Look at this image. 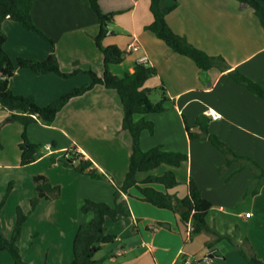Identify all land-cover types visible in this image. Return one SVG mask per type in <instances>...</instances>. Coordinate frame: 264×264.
Returning a JSON list of instances; mask_svg holds the SVG:
<instances>
[{"label":"crops","instance_id":"obj_1","mask_svg":"<svg viewBox=\"0 0 264 264\" xmlns=\"http://www.w3.org/2000/svg\"><path fill=\"white\" fill-rule=\"evenodd\" d=\"M173 3L175 8L166 16L169 27L192 46L210 56L222 57L223 71H199L192 60L174 53L147 31L146 26L152 22L148 0H99L102 12H120L111 23L117 31L109 30L103 45H116L123 52V61L110 66L114 75L130 73L134 64L145 57L156 75L143 87L151 90L163 83L168 98L165 111L143 116L153 123L154 130L152 134L141 133L140 148L146 151L161 146L165 151L187 155L180 167L162 165L139 174L138 179L171 170L179 185L168 192L178 198L187 194V183L192 179L202 197L212 204L207 216L209 230L187 238L188 223L184 225L167 209L142 202L137 189L130 188L124 195L129 216L105 222L107 233L116 238L110 246L104 245L99 251L103 254L94 259L103 261L101 264H249L239 252L242 249L248 257L264 263V182L255 194L249 195L251 168L239 160L228 162L209 141L191 140L185 131V123L194 127L198 116L205 115L210 118L211 134L236 156L249 158L264 170V100L229 75L230 71H238L264 89V29L252 10L241 8L235 0H161L160 7ZM31 16L34 25L53 41L63 73L76 69L102 75L103 58L94 43L98 22L87 0H35ZM1 31L6 36L4 49L13 61L43 60L48 56L49 46L20 23L7 19ZM132 45L139 46V50L128 52ZM76 63L79 65L75 67ZM89 83L84 73L61 78L16 68L8 88L15 95L33 96L38 105L47 106L73 88ZM7 115L0 111V120ZM122 117L117 94L99 85L93 87L71 99L51 124L38 122L26 128L30 143L51 146L27 166L20 165L17 145L21 128H15L11 147L20 153L13 155L15 162L7 163L4 169L16 172L12 177L23 179L14 181L10 196L20 191L24 180L27 188L23 187L25 192L19 202L30 206L36 195L30 179L37 175L59 187L56 197L38 201L23 225L17 244L21 253L30 258V264H35L36 258H44L48 264L51 257L53 264H70L76 230L91 218L90 213L81 212L83 202L113 203L111 185L123 183L131 153ZM138 119L140 116L135 117ZM70 150L91 161L97 173L105 176L103 181H96L98 186H92L93 179L87 175L60 168ZM151 186L165 191L161 185ZM157 222L168 223L170 229H146ZM5 255L0 253L1 262L11 264Z\"/></svg>","mask_w":264,"mask_h":264},{"label":"trees","instance_id":"obj_2","mask_svg":"<svg viewBox=\"0 0 264 264\" xmlns=\"http://www.w3.org/2000/svg\"><path fill=\"white\" fill-rule=\"evenodd\" d=\"M89 6L96 16L98 22V33L94 37V43L102 54L103 73L96 75L93 71L73 70L71 73H63L55 56L53 41L42 33L33 23L31 8L35 0H0V109L9 114L10 121L19 122L23 126L22 143L19 145L21 151L20 165L27 166L37 159L38 146L30 143L26 136L28 125L36 122L51 124L57 113L73 98L79 97L93 87L99 85L105 89L114 91L120 101L122 108V129L130 136L131 153L129 157V167L124 181L120 186L114 185L113 203L93 202L85 200L81 211L90 213L91 218L78 226L72 242V261L70 264H100L95 260V255L104 245L112 244L115 235L107 233L105 222H118L129 216L124 195H127L130 188H135L141 195L142 202L149 203L159 209H167L178 216L179 221L186 225H192L191 235L208 231L207 216L212 209V204L202 197L201 192L192 179L187 183V194L178 198L175 194L168 191L177 187V181L173 171L168 170L162 175L155 176L149 174L145 179L139 180L141 173H150L162 165L172 168L180 167L187 161V155L180 152L165 151L161 146H155L143 151L140 148V135L142 132L152 134L153 123L147 121L143 116L148 114H159L165 111V103L168 101L164 93L163 83L161 82V98L157 103L149 100L150 90L143 87L144 83L156 75L153 67L146 63L134 64L130 73L118 77L114 75L110 66L118 65L123 61V52L116 45H103V40L108 35V25L120 12H102L99 0H87ZM149 10L152 15V22L146 26V30L155 35L159 40L174 53L187 57L192 60L201 72L217 68L223 71L225 61L220 56H210L204 51L192 46L183 37L175 34L166 22V16L175 8L173 3L170 7L161 8V0H148ZM241 8L251 9L264 29V0H235ZM18 22L28 31L35 33L41 39L49 43V54L43 60L27 58H17L13 61L4 49L6 36L1 31V24L5 20ZM16 68L28 69L36 75L55 74L61 78H70L79 73H84L90 78V83L81 87L73 88L47 106H40L35 102L33 96L15 95L8 88V81L14 75ZM231 78L253 94L264 100V89L242 75L238 71H230ZM136 116L140 119L135 120ZM210 118L205 115L198 116L194 127L185 123V131L189 139H199L209 141L219 152H221L230 162L232 160L242 161L249 166L253 172L251 188L248 192L253 195L257 192V187L264 182V170L254 161L245 157L236 156L233 151L221 142L215 135L208 130ZM67 158L63 163L70 166L78 174H84L94 179H105L104 175L98 174L93 164L89 160H84L81 155L68 151ZM35 197L30 200V207L34 209L40 199L49 200L56 197L59 193L58 186H51L44 176L37 175L32 178ZM151 185H161L164 192L154 189ZM6 189L3 199L0 201V211L5 203V198L10 192V187ZM28 215L20 207L15 210V222L12 234L7 239L0 226V252L10 253L13 264H27L22 260L17 242L20 239L22 227ZM156 228L170 229V225L164 222H157L147 226L148 231ZM245 256L249 264H264L255 257H248L246 253L239 249Z\"/></svg>","mask_w":264,"mask_h":264},{"label":"rangeland","instance_id":"obj_3","mask_svg":"<svg viewBox=\"0 0 264 264\" xmlns=\"http://www.w3.org/2000/svg\"><path fill=\"white\" fill-rule=\"evenodd\" d=\"M108 30H113L115 32L117 31V29L114 26H112L111 24L108 25ZM36 38H37V40L42 42L45 46H47V47L49 46L48 42H46V41H44L42 39H39L38 37H36ZM77 65H79V64L76 63L75 67ZM161 93H162V91H161L160 85L156 89H151L150 90V94H149V100L151 101V103H157L160 100V98H161ZM0 111H5V110L0 109ZM37 123L38 122L32 123V124L28 125V127L33 125V124H37ZM39 123H41V122H39ZM16 127L21 128V135L19 137V139H20L19 141L20 142L17 145V148H18L19 145L22 143V133H23V130H24L23 126L19 122L10 121L9 115H7L4 119L0 120V189H1V193H2L1 196H0V201L3 199V197H4L5 193H6V189L11 184L10 192H9L8 196L5 198V203L2 206L1 211H0V226H1V230H2L3 235L7 239H9L10 235L12 234V233L10 234V232L12 231L13 226H14V222H15V210H16V207H20L23 210V212L28 215V217L33 213V211L35 209V208L31 209V207L29 206V203L19 202V199L23 198L22 196H23V194L25 192L23 187H25V185H27L26 181L24 182V180H22L21 186H23V187H21L20 191H17L16 193H14L15 195L10 196V194L12 192V189H13L14 181L18 182V181H21V179H23L22 178L23 176L22 177H18V176L12 177L16 172L4 169V167H5L4 165H6L7 163L9 164V163H14L15 162V160L13 159V155H15L17 153H20V151L18 149L13 150V147H11L12 146L11 145L12 144L11 138H12V134L13 135L15 134V128ZM44 152H45L44 151V147L41 146V145H38L37 156H40ZM20 157H21V155H20ZM63 160L64 159L61 160L60 168L61 169L64 168V169H67V170L70 169V170L74 171L73 168H71L70 166L65 165L63 163ZM33 169L36 170V169H38V167H34ZM74 173H76V172L74 171ZM76 174L77 175H84V174H78V173H76ZM88 177H90V176H88ZM32 178L30 179V183L32 184L33 190L35 192ZM92 179H93L92 182H94L92 186H98L97 184H95L96 181H103L104 180V179H94V178H92ZM12 181H13V183H12ZM19 185H20V183H19ZM111 187L114 190V185H111ZM25 188H27V187H25ZM93 202H96V201H93ZM96 203H98V202H96ZM83 214H86V213H83ZM21 233H22V231H21ZM20 237H21V235H20ZM106 246H110V245H106ZM17 247H18V244H17ZM18 249H19V247H18ZM103 250H105V249H103ZM2 252H5V254H6L5 256H8V258L10 259L11 264H13V259H12L11 255H10V253L7 252V251H2ZM19 252H20V255L22 257V260L25 263L30 264L28 262L30 258L28 256H24L21 253L20 249H19ZM103 252L104 251L99 252L95 256V258L98 259L103 254ZM49 259H50V262H48V264H53L54 257L53 258L51 257ZM46 262H47V260H45L44 258H36L35 262L33 261V263H35V264H46ZM101 263H103V261H101ZM0 264H3L1 262V259H0Z\"/></svg>","mask_w":264,"mask_h":264},{"label":"built area","instance_id":"obj_4","mask_svg":"<svg viewBox=\"0 0 264 264\" xmlns=\"http://www.w3.org/2000/svg\"><path fill=\"white\" fill-rule=\"evenodd\" d=\"M109 34V33H108ZM139 50V46H137V45H132V46H130L129 48H128V52H137ZM139 62L140 63H146V58L145 57H141L140 59H139ZM44 149H46V150H50L51 149V146L50 145H46L45 147H44ZM65 158H67V154H65V156H64ZM246 216H249V214H247ZM191 230H192V225L190 224V223H188V227H187V232H186V236H187V238H189L190 237V235H191Z\"/></svg>","mask_w":264,"mask_h":264}]
</instances>
